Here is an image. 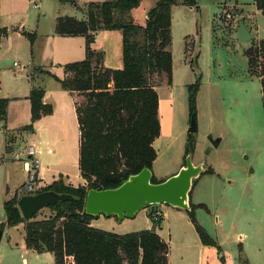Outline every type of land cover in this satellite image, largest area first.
Listing matches in <instances>:
<instances>
[{"label":"rangeland","instance_id":"obj_1","mask_svg":"<svg viewBox=\"0 0 264 264\" xmlns=\"http://www.w3.org/2000/svg\"><path fill=\"white\" fill-rule=\"evenodd\" d=\"M71 1L82 7L85 0H69L65 3L59 0H0V29L6 30L0 37V99L11 97V100H8L9 126H14L13 124L24 120V117L26 119L29 115L27 102L22 96L28 94L31 85L32 89H42L40 81L46 79V75L59 72L60 52L58 43L54 42L56 38L54 27L59 17L74 18L73 16L79 15ZM252 2V0H195V6L178 3L171 12L170 51L173 78L170 86L159 88L158 93L162 100H167L168 92H173V135L170 139H159L155 149L157 159L151 172L158 181L178 172L181 167L176 164V155L184 141L186 147L190 135L194 142L193 164L202 163L204 169L212 168L216 177L203 175L200 182L201 190L199 186V192L197 191L199 198L207 202L206 206L210 212L194 209L197 223L202 220L201 223L206 225L205 231L215 242V246H204L202 252L193 247L194 240L198 241V238L192 223H187L186 219L182 220L176 213L170 211L165 213L161 230H158L160 236L168 243V264H195L197 258L202 259L203 264L264 263V230L253 236L255 238L251 237L243 219V216L247 215L245 209H248V206L247 191L245 188L242 190V170L248 166L247 155L250 154V150L245 142L239 140L237 133L230 126L233 119L237 120L235 110L239 108L245 109L243 115L252 123L256 115H263L262 101H257L256 104L253 88L248 83L242 85L239 81H244L247 68L243 51L247 46L260 48V43L264 40V17L255 15L250 20L255 29L250 28L254 40L248 43L229 39L226 34L224 37L222 32L223 29L230 31L233 19H228L227 15L236 13L235 6L241 9L243 15L252 17L255 12L250 7ZM153 6L152 1L139 4V12L150 10ZM80 10L85 15V10ZM131 21L133 23L132 17ZM139 21L142 23L141 15ZM212 27L216 30L214 31L216 37L213 35ZM22 32L36 36L33 45L27 36L21 34ZM136 41H143L141 34L136 37ZM258 61L261 63V58ZM13 63L18 66L13 67ZM260 70L261 66H258L250 72L253 75ZM151 80L157 86L165 83L164 79L156 75H153ZM194 84L199 85L195 96L197 131L191 134L188 133L190 124L188 86ZM227 89H231L235 98L233 101L238 104V108L232 105L230 110L231 99L227 95ZM247 100L250 101L249 104L245 102ZM85 102L86 97L82 94L77 99L76 106L83 107ZM13 136L14 134H7L8 142L11 143ZM2 137L0 133V138ZM27 144L25 141L16 140L15 154L23 158ZM15 162L18 164H14V185L18 188L23 179L21 171H18L19 162ZM169 172L172 174L166 175ZM211 189H215L216 195H220L221 199L229 198L231 203L239 201L237 208L244 213L233 218L230 214L235 209L227 207L229 216L224 218L222 211L215 216L213 209L216 201L208 194ZM18 191L22 194L29 192L22 186ZM190 193L192 200L194 194ZM220 206L223 210L224 205L221 203ZM152 207L160 208L161 211L166 208L164 205H152L138 211L133 219L99 215L91 227L116 235L146 231L151 228L148 210ZM177 212L187 215L186 211ZM258 214V210H255L253 215L256 219L259 217ZM35 215L36 220H42L54 214L52 210L44 207ZM217 218L220 224L215 226ZM5 220L4 210L0 207V223ZM229 224L233 227L231 230ZM239 234L248 235L252 239L247 236L240 239ZM24 236L22 224L6 227L0 243V264H54L51 253L38 254L26 250ZM259 246L261 249L257 254Z\"/></svg>","mask_w":264,"mask_h":264},{"label":"trees","instance_id":"obj_2","mask_svg":"<svg viewBox=\"0 0 264 264\" xmlns=\"http://www.w3.org/2000/svg\"><path fill=\"white\" fill-rule=\"evenodd\" d=\"M62 3L69 0H59ZM264 17V0H252ZM141 0H110L92 2L86 6L85 20L71 17L57 18L54 34L66 37L82 36L85 39V59L63 66V79L51 76L60 87L70 93L85 95L83 107H76L80 128L79 170L86 185L72 187L63 181L54 182L34 194L54 192L71 196L70 200L46 206L53 216L24 221L17 209L19 198L14 196L3 204L7 227L23 225L25 249L38 254L49 252L54 264H168L169 247L158 230H161L163 215L153 216L154 207L148 210L151 228L132 234H113L90 226L95 217L84 213L86 192L116 189L130 176L142 169L152 170L156 159L153 146L159 136L157 85L153 75L171 83V7L178 3L195 6V0H156L148 10L143 27L131 21L130 11ZM76 6L75 2H70ZM231 19L235 17L230 14ZM118 30L122 32V69L110 70L102 66V54L92 51L91 45L97 31ZM6 30L0 29V37ZM33 45L34 34L21 33ZM141 34L143 41H136ZM260 48L251 47L245 52L249 70L260 67L252 76L259 78L262 88L264 112V43ZM261 58V63L258 59ZM251 73V72H250ZM252 74V73H251ZM198 84L188 86L190 113L195 115V96ZM43 89H32L30 123L23 131H32L33 124L50 115L52 107L43 104ZM8 99H0V121L6 118ZM194 142L190 135L184 150L193 153ZM207 168L202 174H210ZM151 183H159L152 175ZM30 194V193H27ZM23 196H21L22 198ZM188 218L195 228L203 246H215L195 219L194 209L203 205L189 204ZM218 249V247H217Z\"/></svg>","mask_w":264,"mask_h":264},{"label":"crops","instance_id":"obj_3","mask_svg":"<svg viewBox=\"0 0 264 264\" xmlns=\"http://www.w3.org/2000/svg\"><path fill=\"white\" fill-rule=\"evenodd\" d=\"M150 1H152V3H154L155 5L156 0H141L140 5ZM92 2L101 3V2H110V0H85L82 2L83 3L82 7L76 5V10L79 15L78 16L75 15L73 17L78 20H85L86 15L81 13L82 11L80 9L86 10V6ZM173 7L174 6L171 7L170 13L172 12ZM250 7H252V9L255 11L253 12L252 17L243 15L241 9L235 6L234 10L236 11V13H235V17L233 18V21H231L232 24L231 27L229 28L230 31L227 32L226 30L223 29L222 31L223 35L226 34L229 39H235L237 41L238 23L242 22L245 29H247L250 34V41L254 40L252 38L250 28L252 29L255 28L250 20H252V18L255 15H262V14L261 11L256 9L253 2L251 3ZM147 12L148 10L139 12V7L132 9L130 11V14L133 19V23L135 25L143 27L147 19ZM140 15L142 16V23H139ZM212 30L214 37H216L215 28L213 29L212 27ZM55 36L56 38L58 36L57 39L54 38L55 39L54 42L55 44L58 43L59 45L58 52H60L59 55L60 59L58 64H60V69L58 70L59 71L58 74H52V75L50 74V76L46 75V79H42L40 81V86L42 87V89H44L45 92L42 99V103L51 106L52 113L50 115L42 116L41 119L37 120L33 124L34 126L32 131H25V130L23 131L24 127L27 126L30 122L31 107L28 100V96L32 90L33 85H31L28 94L22 96V99H25L24 101L27 102V107L29 110V115L26 116V119L24 117V120L16 122L15 124H13L14 126H9V120H8L9 119L8 106L10 105L9 102L8 105L6 106L7 110H6L5 121L4 122L0 121V133H2L3 136L2 138H0V207H2V209H3V204L14 196L15 192L18 191L20 186L24 187L26 181L25 171L23 166L24 163L23 160L26 154L23 158L20 157L18 154H15L16 152L14 147L16 145V140H20L22 142L25 141L26 143H28L27 147L33 145L37 148L39 152L38 160L40 161L41 164L40 178L42 179V181L40 185L42 188H44V186H48L54 182H58L61 180L65 185H70L75 188L84 186L85 184L84 179L81 178L80 176V170H79L80 128H79V124L77 123V115H76V107H77L76 102L77 99H79L82 96V94L78 92L70 93L68 91L63 90L60 87V85L51 77V76H55L56 78L63 79L65 77V72L63 70V67L61 66L70 63H76L77 61H82L85 59V51H84L85 39L82 36H75V37H66L59 35H55ZM255 39L262 40L260 38H255ZM91 49L92 51L102 54L103 56L102 66L104 68L110 70L122 69V50H121L122 32L118 30L97 31L94 36V41L93 44L91 45ZM248 49L249 47L247 46L246 50L243 51L244 55ZM246 65L247 68L244 76L245 79H243L245 82L244 81H239V82L242 85L243 84L247 85L248 83L249 86L253 88V98L257 104V101H260L262 97L261 82H259L258 77L256 78L255 76H252V74L250 73L247 57H246ZM172 78H173V72L171 79ZM169 86L170 84H166L165 82L161 86H157L155 88L158 97L157 118L159 121V136L156 138L153 144L155 149L160 138L170 139L173 135V122H174L173 92H168L169 97L167 98V100H162L160 94L158 93L159 88L169 87ZM227 95H229L231 99L229 100L231 105L230 110H232V105L234 106V108H238V104H236V102L233 101V99L235 98L232 94L231 89H227ZM9 99L11 100V97L8 98V100ZM245 102L247 104L250 103L249 100ZM262 109H263V104H262ZM244 110L245 109L243 108H239L238 110H235L238 118H236L237 120L233 119V121L230 123L231 124L230 126L237 133L239 140L245 142V144L248 145V149L250 150V154L248 155L246 154L249 160L248 166L246 169L242 170L243 173L242 190L244 191L245 188V191H247L246 203L248 206V209H245L247 215H244L243 219L247 228L249 229L250 236L253 237L256 236L257 233H260L262 230H264V112L263 115H258V116L256 115V117L254 118L255 120L252 123L251 120L249 121L247 117L243 115ZM7 134H14L11 143L8 142L7 140L8 138ZM26 149L24 150V153H26ZM184 150H185V141L181 145V148L179 149V152L176 155V160H175L177 166L181 168L184 166V157H183ZM15 161L19 162L20 167L18 171L19 170L21 171L22 174L21 178L23 179L22 184L18 186V188H15L16 185H14L15 183L14 164H18ZM155 161L156 160H154V162ZM154 162L152 163V167ZM202 169H203L202 171L203 173L207 168L204 169V166L202 164ZM209 169H211L212 171L210 174H202L200 175L199 178L192 181V185L189 190V196H188L189 204L193 206H197V205L204 206V208H200V209L196 208L198 210H203V212L204 210L205 211L207 210V212L210 211L207 209L206 206L207 202H204L199 198L197 191L199 192V186L201 190L202 184H200V182H202L201 178L203 177V175H209L213 178L216 177V174H214V170L210 167ZM169 174L172 173L169 172L166 175L169 176ZM165 180H159V181L157 180V181L163 182ZM190 192H193L194 194L193 197L194 199L192 200H191ZM208 194L211 195L212 198H215L214 201H216L214 203V209H213L215 212V216H218L220 211H222V216L224 218L227 215L229 216V213L226 210L227 207H231L232 209H235L230 214L233 216V218L234 217L236 218L238 214L244 213L243 211L240 212V209L237 208L239 205V201L235 203L234 202L231 203L229 198L224 197V199L223 198L221 199L220 195L219 196L216 195L215 189L209 190ZM26 195L27 193L22 194L20 192L17 195V197L20 199L21 196H26ZM221 203L222 205H224L223 210H221V206H220ZM155 210L162 212L163 218L165 213H169L170 211H172L173 213H176L182 220L186 219L187 223L190 222L188 220L187 215L184 216V214H181V212H177L182 210L174 208L172 206L170 207L166 206V208L163 209L162 211L160 208H155ZM255 210H258L259 212L258 214L259 217L257 219L254 217L255 215H253L255 213ZM217 220L218 222H216L215 226H218L220 224L219 218H217ZM93 221L94 220L91 221L90 226L92 225ZM201 222L199 223L200 226L207 231L206 225L202 224ZM231 226H232L231 224H229L228 226L230 230L233 228ZM196 236L198 238V241L194 240L193 247L198 248L202 252L204 250V246H202V244L200 243L197 233ZM238 236L240 237V239H242L243 236H247L248 238L252 239L248 235L239 234ZM260 249L261 247L259 246V248L257 249V254L260 253ZM195 264H203L202 259L197 258Z\"/></svg>","mask_w":264,"mask_h":264},{"label":"water","instance_id":"obj_4","mask_svg":"<svg viewBox=\"0 0 264 264\" xmlns=\"http://www.w3.org/2000/svg\"><path fill=\"white\" fill-rule=\"evenodd\" d=\"M237 40L239 43L250 41V34L242 22L238 23ZM188 133L197 131L195 115L190 116ZM217 143H215L216 145ZM202 164L194 165L191 154H187L184 166L169 179L151 183L152 172L147 168L130 176L124 183L110 190H93L86 192L84 213L91 217L104 215L118 219H133L136 213L152 205H166L188 212V196L192 181L202 175ZM71 196L54 192L27 194L18 200L17 209L24 221L32 220L44 207L70 200ZM7 227L6 220L0 223V243Z\"/></svg>","mask_w":264,"mask_h":264},{"label":"built area","instance_id":"obj_5","mask_svg":"<svg viewBox=\"0 0 264 264\" xmlns=\"http://www.w3.org/2000/svg\"><path fill=\"white\" fill-rule=\"evenodd\" d=\"M228 19H231L230 15H227ZM16 63H13V67H17ZM38 150L35 146H28L26 149V156L24 158V171H25V191H29L28 193L34 194L37 192L41 186L40 183L42 179L40 178L41 164L38 160ZM153 216L160 217L162 216V212L158 210H153Z\"/></svg>","mask_w":264,"mask_h":264}]
</instances>
